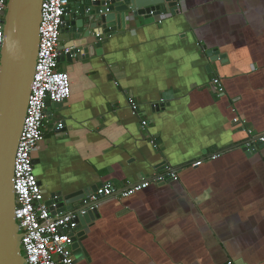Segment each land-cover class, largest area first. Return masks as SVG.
Masks as SVG:
<instances>
[{
    "label": "crops",
    "instance_id": "crops-1",
    "mask_svg": "<svg viewBox=\"0 0 264 264\" xmlns=\"http://www.w3.org/2000/svg\"><path fill=\"white\" fill-rule=\"evenodd\" d=\"M181 3L175 16L110 35L92 57L58 63L69 97L49 110L33 153L43 201L116 189L77 231L74 264H264V148L243 152L246 134L232 123L264 133V0ZM59 40L62 49L69 37ZM210 50L225 59L211 61ZM164 166L177 181L120 196Z\"/></svg>",
    "mask_w": 264,
    "mask_h": 264
},
{
    "label": "water",
    "instance_id": "water-1",
    "mask_svg": "<svg viewBox=\"0 0 264 264\" xmlns=\"http://www.w3.org/2000/svg\"><path fill=\"white\" fill-rule=\"evenodd\" d=\"M41 4L42 0H7L4 13L0 57V264H25L20 229L14 216V159L34 77ZM181 10V0H68L60 35H67L69 41L59 49L58 63H71L73 56L92 57L110 35L125 30L127 25L175 16ZM64 49L69 52L64 53ZM207 56L211 61L225 59L217 50L208 51ZM60 105L47 103L45 115ZM154 107L159 110L165 106ZM238 147L253 155L264 145H258L253 152L243 145ZM32 164L35 166V160ZM97 188L92 186L66 195L58 192L47 205L57 203L56 211L50 208L52 213L70 211L74 203L84 200ZM97 217L96 209L76 219V227L70 231L73 251L79 247L78 239L84 236V231H77Z\"/></svg>",
    "mask_w": 264,
    "mask_h": 264
},
{
    "label": "built area",
    "instance_id": "built-area-1",
    "mask_svg": "<svg viewBox=\"0 0 264 264\" xmlns=\"http://www.w3.org/2000/svg\"><path fill=\"white\" fill-rule=\"evenodd\" d=\"M6 1L0 0V57ZM67 5L68 0H42L34 77L14 159V216L20 229V245L25 264H74L70 231L75 229L76 219L96 210L101 201L113 197L116 192L112 184H104L86 197L85 208L71 213H52L50 208L56 211L57 203L49 206L43 201L34 174L33 153L44 139L46 104H62L69 97L68 74L58 70L60 28ZM63 51L69 52L68 49ZM210 87L217 98L224 96V88L218 77L211 79ZM129 106L131 112L138 116L139 106L130 101ZM232 123L246 134L243 147L247 151H256L258 145H264V133H253L239 116H234ZM146 127L147 122L140 119L141 130L146 131ZM62 128L63 126L59 125L56 129ZM150 143L156 147L154 141ZM200 164L201 162L197 161L192 167H198ZM168 180L177 181V171L171 166H164L149 180L131 184L123 189L120 196L127 198L148 187L150 182L158 184Z\"/></svg>",
    "mask_w": 264,
    "mask_h": 264
}]
</instances>
